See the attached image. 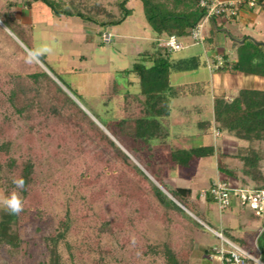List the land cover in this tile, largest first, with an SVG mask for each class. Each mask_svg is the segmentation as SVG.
Here are the masks:
<instances>
[{
	"label": "trees",
	"instance_id": "1",
	"mask_svg": "<svg viewBox=\"0 0 264 264\" xmlns=\"http://www.w3.org/2000/svg\"><path fill=\"white\" fill-rule=\"evenodd\" d=\"M128 1L120 0L121 16L110 22H96L53 0L24 2L29 9L32 3L40 2L56 17L76 16L85 22H95L103 27L102 35L104 29L121 24L132 13L125 7ZM136 1L142 5L143 18L154 39L129 68L102 77L96 95L100 107L95 109L96 116L93 115L97 124L75 102H79L81 82L54 74L45 65L44 55L38 61L54 78L35 61L27 62L25 51L0 26V187L8 193L15 187L14 179L25 180V189L21 192L24 210L20 215L0 211V246L18 250L17 229L45 217L41 211L30 214L29 203L27 205L29 198L40 199V178L47 182L46 171L50 169L59 174L61 169L71 166V172H65L64 176L75 182V190L82 191L84 200L81 201L88 204L86 215L92 222L90 228L95 230L93 237H88L91 243L86 251L87 259L92 254L103 259L112 252L109 246L100 243L106 236L115 239L124 251L128 250L130 264H149L146 259L152 256H159L161 264H190L194 240L186 228L206 229L187 212L201 223L205 222L191 189L168 182L191 178L193 163L212 158L215 148L212 122L207 114L195 110L171 115L170 69L195 70L202 66V61L192 57L172 62L165 41L172 35L180 42L189 40L202 10L196 0ZM16 8L12 0H0V23L30 49L32 26L17 19ZM246 42L238 48L237 60L228 62L223 56L222 66L215 71L229 70L240 72L244 77L264 79V54L259 57L254 71L242 70L241 64L250 60L248 53L243 52ZM253 57L258 58L256 53ZM132 77L137 80L136 92L128 89L134 85ZM180 89L179 93L191 94L187 86ZM112 102L115 103L113 112ZM219 103L217 100L213 104V121L220 130L243 141L264 139V101L248 103L247 99H241L237 107L229 104L223 107ZM173 126L186 131L171 135ZM81 131H86L91 142L109 157H104L97 147L84 139ZM17 143L22 146L19 151ZM92 147L94 156L87 162L84 156ZM239 157L243 162V175L261 180L262 185L256 189H263L264 177L258 171L259 156L251 151ZM97 161H102L103 176L95 167ZM100 183L107 189L100 190ZM46 188L51 191L50 187ZM107 199H111L106 202L110 207L105 204ZM205 200L213 202L209 197ZM250 217L264 219L252 212ZM148 222L169 229L176 237L158 246L152 244L144 235ZM57 225L58 232L52 233L47 240L50 253L47 264H58L57 244L71 229L67 218L58 220ZM263 236L264 231L257 238L256 246L264 263V253L259 246ZM78 254L80 258L81 253Z\"/></svg>",
	"mask_w": 264,
	"mask_h": 264
},
{
	"label": "rangeland",
	"instance_id": "2",
	"mask_svg": "<svg viewBox=\"0 0 264 264\" xmlns=\"http://www.w3.org/2000/svg\"><path fill=\"white\" fill-rule=\"evenodd\" d=\"M12 1L17 4V19L20 22L32 26V44L30 49L43 44H49L53 47L54 51L51 54L44 55L45 65L58 76L60 74L68 80H77L81 82V87L79 88L80 92L78 94L79 102L76 100L75 102L86 114L88 113L87 115L97 124L93 115H95V109L100 107V101L97 99L96 95L100 89L102 77L109 72H116L129 68L138 58L139 54L142 53L151 42L147 41L148 43L144 45V37L146 35H151L152 32L143 18L140 1L129 0L125 7L132 10V13L121 24L104 29L102 35H100V32L103 30V27L95 22H85L76 16H53L50 10L40 2L32 3L29 9L24 2L25 0ZM53 1L60 3L62 7L72 12L77 11L85 17H91L96 22L116 21L121 16L119 9L120 0ZM200 23L201 34L205 33L207 35L208 28L215 31L210 20L205 21L203 26L201 21ZM0 26L26 52L27 48L24 44L1 23ZM181 44V50L169 53L168 56L172 62L179 59H188L191 52H196L200 49V47H195L192 49L193 51L185 50V43L181 42ZM246 44V48L243 52L248 53L247 55L250 60L247 61V63L241 64V67L243 71L251 72L257 67V60H259V57H263L264 49L260 46H255L248 40ZM254 53H256L258 58L255 59L253 57ZM239 54L240 50L237 48L235 60H237ZM198 58L200 62L202 61V66L198 69L180 71L173 68L170 69L169 96L171 115L177 116L180 113H185L187 111L193 112L195 110L207 114L212 122V138H216L215 143L213 142L215 155L212 158L196 160V162L193 163V175L191 178H177L175 181H170L168 183L172 186L190 188L194 199L196 198L197 202H203L205 201V199L201 197L203 192L217 182H225L229 183L232 187L248 189H256L262 185L261 180H251L243 175L241 171L243 162L239 156L246 155L251 151L257 154L260 158L258 162V171L260 176L264 177V139L250 142L243 141L237 139L226 130H220L213 121V104L215 101L219 100V104L223 107L227 104L237 107L238 100L241 99H247L248 103L263 102L264 80L260 81V84H249L247 89H233L231 92L226 93L220 91L213 92L207 64L203 66V57L201 54L198 55ZM35 62L40 68L45 70L47 74L52 76L38 60ZM209 68L212 69L211 64ZM68 72L69 74H65ZM131 79L134 85L128 89L131 92H136L138 90L137 80L134 77ZM182 86H185V88L187 86L190 91L195 90L199 92L197 95L179 97L177 94H179V91H182L180 89ZM198 102H203L204 104L201 105L202 107L200 108H195L193 105H196ZM178 104L181 105V110H178ZM110 107L113 112L115 103L112 102ZM104 109H106V107H103V110ZM98 126L108 135L102 126L99 124ZM182 131L186 130L179 126H173L170 133L171 135H176ZM80 133L83 135L82 137L84 139L91 142V138L86 131H81ZM91 143L98 148V145L94 141ZM16 146L18 151L22 149L19 143H17ZM90 149V152L84 156L87 162L94 156L93 147ZM98 149L104 157H109L103 149ZM101 157L103 158V156ZM96 164L95 167H97V171L103 176L104 173L101 171L103 167L102 161H97ZM58 169L60 168L58 167ZM72 169L71 166H68L64 168V170L61 169V173L59 174H55L54 170L49 169L46 171V175L49 178L48 181L46 182L40 178V188H42L40 199L34 200V198H29L27 200V205L29 203L30 214L33 215L35 214L34 212L41 211L45 217L43 220L35 219L32 223H29L27 227L25 226L17 229L20 238L18 250L11 251L7 246H0V264H47L50 258L47 240L52 233L58 232V220H64L65 218L71 222V229L57 244V253L59 256L58 264H92V261L95 263L97 261L101 262L99 264H130L128 262V250L124 251L119 247V243H117L115 239L106 236L101 238L100 243L101 245L109 246L112 252L103 259H98V257L93 254L87 259L86 251L91 243L88 237H93L95 230L90 228V226L92 227V222H89L90 218L86 215L89 213L88 204L81 201L84 200L82 191L75 190V182H71L64 176L65 172H71ZM2 175L4 176V174ZM51 181L53 184H51ZM48 183L50 184L48 185ZM99 186L100 190H103L105 187L101 183ZM46 187H50L51 191ZM106 189L105 187V190ZM0 191L4 192L2 187H0ZM38 197L39 196H37V198ZM110 201L111 199L105 200L107 207H110V204L106 202ZM205 207L207 209H205L204 214L200 212L204 222L214 230H220L219 220L222 217V213L217 208L218 206L211 202ZM242 210H245V213H251L246 208ZM187 214L201 224L197 218L188 212ZM12 228L16 229L15 226H12ZM186 229L192 237V240H194L193 253L189 261L190 264H198L195 258L201 260L200 264H208L201 258L204 248H218L220 246V241L207 229L204 231L190 227ZM262 231H264V229L259 231L254 243H256ZM144 235L156 246L176 237L169 229H163L151 222L146 223ZM203 245L205 247H203ZM259 246L264 253V236L260 239ZM78 253L82 255L80 258H78ZM146 260L149 264H161L159 256H152Z\"/></svg>",
	"mask_w": 264,
	"mask_h": 264
},
{
	"label": "crops",
	"instance_id": "3",
	"mask_svg": "<svg viewBox=\"0 0 264 264\" xmlns=\"http://www.w3.org/2000/svg\"><path fill=\"white\" fill-rule=\"evenodd\" d=\"M223 2H232L238 0H221ZM208 20H202L203 23ZM211 24L214 26L215 31L211 28H208L207 35L201 34L204 38L202 44H191L189 41H183L185 43L184 49L193 51L195 47H200L199 51L191 52L189 58L198 57L199 54L203 57V62L208 67L211 87L213 92H231L233 89H244L249 86V84H260V81L264 79H259L257 77H244L243 74L239 72H231L229 70L217 72L209 68L210 64L215 63L216 57L226 56L228 62L235 61V53L237 48L242 46L248 39L251 38L256 42H261L264 44V6L259 5L255 7H249L247 4H243L233 15H222L214 19H210ZM154 39L153 35H146L144 37V45L147 41H152ZM244 42L242 45L236 44L233 40H241ZM249 41V40H248ZM251 42V41H250ZM256 59V58H255ZM224 61V60H223ZM258 61V60H257ZM191 94H182L179 93L177 96L185 97L187 95H197L199 91H189ZM178 103V102H177ZM204 103H197L193 105L198 108L202 107ZM178 110H181V105L178 104ZM212 141L215 143L216 138H212ZM193 196V193H192ZM211 203L209 201L199 202V211L204 214L205 206ZM214 203V202H213ZM215 204V203H214ZM222 213V217L219 220L220 230L216 231L212 227L207 226L205 223H201L202 226L208 231L214 234L220 241V246L218 248L205 247L203 245L204 251L202 259H204L208 264H225L222 259L221 252H227L231 250V247L223 242L221 238L225 241L234 244L235 246L243 249L248 254L253 257H256L261 261V254L258 250L256 243H254L258 233L261 229H264V220H252L250 217L251 213H245V210H242L236 204H233L227 209L221 210L217 207ZM224 212V213H223ZM251 233V235H250ZM255 234V235H254ZM225 237H224V236ZM254 235V236H253ZM199 245V244H198ZM241 245V247L239 246ZM199 248V247H197ZM198 264L201 263V260L195 258Z\"/></svg>",
	"mask_w": 264,
	"mask_h": 264
},
{
	"label": "built area",
	"instance_id": "4",
	"mask_svg": "<svg viewBox=\"0 0 264 264\" xmlns=\"http://www.w3.org/2000/svg\"><path fill=\"white\" fill-rule=\"evenodd\" d=\"M199 8L202 10L201 19L210 20L222 15H233L235 10L247 4L249 7L264 6V0H238L232 2H223L221 0H196ZM198 23L191 29L189 34V41L191 44H202L204 38L201 35V23ZM165 47L169 52H178L182 49L181 42L175 36H169L165 41ZM222 57H216L215 63L211 64L213 69H217L222 66ZM204 199L207 197L221 209H227L233 204H236L241 209H248L254 215L263 218L264 217V188L263 189H248L241 187H232L229 183L217 182L212 184L201 195ZM219 238L226 242L231 250L227 252H221V256L225 264H262L256 257L251 256L243 249L225 241L219 236ZM224 254L227 256L224 257Z\"/></svg>",
	"mask_w": 264,
	"mask_h": 264
},
{
	"label": "clouds",
	"instance_id": "5",
	"mask_svg": "<svg viewBox=\"0 0 264 264\" xmlns=\"http://www.w3.org/2000/svg\"><path fill=\"white\" fill-rule=\"evenodd\" d=\"M53 51V47L49 44L26 49V60L32 63L45 54H51ZM12 183L15 187L10 192L5 193L0 191V211H4L8 215L18 216L24 210V200L21 192L25 189V180L23 178H16Z\"/></svg>",
	"mask_w": 264,
	"mask_h": 264
},
{
	"label": "water",
	"instance_id": "6",
	"mask_svg": "<svg viewBox=\"0 0 264 264\" xmlns=\"http://www.w3.org/2000/svg\"><path fill=\"white\" fill-rule=\"evenodd\" d=\"M249 41H251L255 46H260V47H262L263 49H264V44L263 43H261V42H256V41H254L253 39H251V38H247ZM236 44H238V45H242L243 44V42H244V40L243 39H241V40H233ZM88 114V113H87Z\"/></svg>",
	"mask_w": 264,
	"mask_h": 264
}]
</instances>
